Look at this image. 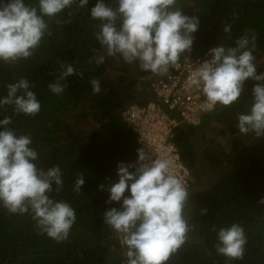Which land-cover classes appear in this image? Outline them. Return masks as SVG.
Here are the masks:
<instances>
[{
    "label": "trees",
    "instance_id": "16d2710c",
    "mask_svg": "<svg viewBox=\"0 0 264 264\" xmlns=\"http://www.w3.org/2000/svg\"><path fill=\"white\" fill-rule=\"evenodd\" d=\"M96 2L89 0L86 8L90 10ZM104 2L116 7L114 0ZM24 3L38 6V0ZM176 7L199 18L191 53L183 54L178 62L184 56L207 59L209 49L218 44L234 46L236 39L251 30L249 35L256 37L257 74L264 72V0H177ZM44 19L51 35H45L31 57L14 64L0 61V99L6 97L8 84L24 77L34 85L30 90L36 93L41 110L35 117L14 115L12 106L4 105L0 120L11 116L9 127L30 135L40 167L59 165L63 189L50 196L69 203L76 220L67 239L57 242L38 234L30 213L12 214L0 205V264H124L125 249L103 224L104 212L119 209L122 201L106 203L109 193L99 186L118 180V162L138 160L137 135L123 121L122 113L130 105L157 101L152 84L159 77L151 78L152 72L141 70L138 63L128 64L120 56H106L99 66L90 64L91 57L105 50L94 35L99 21L91 19L85 9L73 6ZM223 25H231V31L224 33ZM58 62L71 63L83 75L69 77L64 82L67 88L56 95L48 84L55 80ZM93 79L100 83L99 94L92 91ZM255 83L245 81L244 92L230 107L217 104L212 112H205L200 124L184 123L174 129L171 142L191 179L185 209L190 232L167 264H264V205L258 203L264 198V137L242 134L237 127V113H247L251 107ZM163 109L169 112L167 107ZM210 128L226 140L228 149L214 143L199 150V136L204 133L200 137L204 141ZM219 170L224 172L221 178L206 176L207 171ZM81 172L85 182L77 193L73 187ZM202 208L207 214H201ZM233 223L243 226L248 241L244 258L229 261L217 254L214 245L218 230Z\"/></svg>",
    "mask_w": 264,
    "mask_h": 264
},
{
    "label": "clouds",
    "instance_id": "9594fccd",
    "mask_svg": "<svg viewBox=\"0 0 264 264\" xmlns=\"http://www.w3.org/2000/svg\"><path fill=\"white\" fill-rule=\"evenodd\" d=\"M114 2L116 7L97 0L89 10V0H38L37 7L26 5L24 0H0V61L14 64L31 57L45 35H51L44 17L54 18L73 6L85 9L91 19L99 21L94 35L105 51L91 57L90 64L99 66L106 56H120L128 64L138 63L143 71L167 74L183 54L191 53L199 18L185 15L176 7L177 0ZM230 31L231 25H223L224 33ZM250 31L236 39L234 46L218 44L209 49L207 59L196 64L187 83L203 94L201 107L208 111L217 104L230 107L244 92L245 81H256L249 111L237 113V127L242 134L254 133L260 138L264 137V72L257 74L253 55L256 37L249 35ZM58 64L55 80L48 84L56 95L67 88L64 82L69 77L83 75L71 63ZM91 84L93 93L99 94V81L93 79ZM33 86L24 77L8 84L0 107L10 105L14 115L35 117L41 103L30 90ZM12 124L11 116L0 120V205L12 214L30 213L38 234L62 242L76 220L75 209L69 203L50 196L63 189L62 171L59 165L40 167L30 135L18 134L9 127ZM116 175L117 181L99 188L109 193L106 203L122 201L119 209L112 207L104 212L103 224L125 249L124 264H167L190 232L185 211L190 201L186 183L174 173L169 159H153L143 149L138 150L135 163L118 162ZM84 182V174L78 173L73 190L80 193ZM258 203L264 205V198ZM201 214H207V209L202 208ZM247 241L243 226L233 223L218 230L214 247L229 261L242 260Z\"/></svg>",
    "mask_w": 264,
    "mask_h": 264
},
{
    "label": "built area",
    "instance_id": "2783aa9c",
    "mask_svg": "<svg viewBox=\"0 0 264 264\" xmlns=\"http://www.w3.org/2000/svg\"><path fill=\"white\" fill-rule=\"evenodd\" d=\"M206 58L189 57L178 62L170 74L161 75L153 81L154 99L144 106L130 105L122 113L125 123L137 135L139 149L155 157L167 158L171 162L172 170L185 183L191 181L187 168L180 161L177 149L171 142L174 129L180 124L198 125L201 122L198 113L205 111L202 105L205 102L203 94L195 87L188 86V80L196 64ZM167 107L168 111L163 108ZM173 113V116L170 115Z\"/></svg>",
    "mask_w": 264,
    "mask_h": 264
},
{
    "label": "rangeland",
    "instance_id": "374dc122",
    "mask_svg": "<svg viewBox=\"0 0 264 264\" xmlns=\"http://www.w3.org/2000/svg\"><path fill=\"white\" fill-rule=\"evenodd\" d=\"M162 74H152V76H151V78H153V77H155L156 76V78L157 77H160ZM211 114V113H210ZM207 114L206 113H204L203 111H201V112H199L198 113V116L200 117V119L202 118V117H204V116H206ZM217 127V126H216ZM218 129H219V127H217ZM212 131H216V129H212ZM211 131V128L210 129H208L205 133V139H204V141L203 140H201L200 139V137H204V133L202 134V135H200L199 136V142H198V146L200 147V151H202V147H204V146H206V147H213V144L214 143H216L217 144V148L218 147H223V148H225V149H228V145H227V142H226V140L224 139V138H222V137H220L219 135L218 136H215V134L216 133H214V132H212ZM239 157L241 156V155H238ZM237 162V161H236ZM205 168H207V167H205ZM227 170V169H226ZM213 175V177L216 179V178H221L222 176H223V174H224V172L222 173L221 172V170H219L218 172H209V171H207L206 172V176L207 175ZM205 176V177H206Z\"/></svg>",
    "mask_w": 264,
    "mask_h": 264
}]
</instances>
